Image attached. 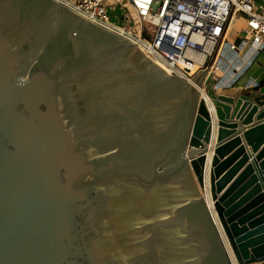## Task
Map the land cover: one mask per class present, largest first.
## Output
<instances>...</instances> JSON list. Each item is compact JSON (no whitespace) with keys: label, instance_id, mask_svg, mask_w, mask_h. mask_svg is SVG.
<instances>
[{"label":"water","instance_id":"1","mask_svg":"<svg viewBox=\"0 0 264 264\" xmlns=\"http://www.w3.org/2000/svg\"><path fill=\"white\" fill-rule=\"evenodd\" d=\"M206 73L0 0V264H264V85Z\"/></svg>","mask_w":264,"mask_h":264},{"label":"built area","instance_id":"2","mask_svg":"<svg viewBox=\"0 0 264 264\" xmlns=\"http://www.w3.org/2000/svg\"><path fill=\"white\" fill-rule=\"evenodd\" d=\"M54 1L136 44L171 77L188 83L207 68L201 93L214 74H220L214 85L232 87L264 50L263 8L255 0H123L114 6L106 0ZM238 17L245 26L232 43Z\"/></svg>","mask_w":264,"mask_h":264},{"label":"crops","instance_id":"3","mask_svg":"<svg viewBox=\"0 0 264 264\" xmlns=\"http://www.w3.org/2000/svg\"><path fill=\"white\" fill-rule=\"evenodd\" d=\"M255 1L257 2L258 5H260L263 8L262 13L264 14V0H255ZM244 26H245V22H244L243 18L238 17V19H236V21L231 26V33L229 34V41L230 42H232V43L238 42L235 33L238 31H241L244 28ZM256 62H257V65L261 68V69L258 68L259 71L257 74H255L253 77L252 76L249 77V79L247 78L245 81L243 80V77L245 76V74H244L242 77H240L232 85V87H228V89H226V91H220V94L233 95V94H236V93L243 91L251 83H256V84L260 83L261 84L262 82H264V50L260 53ZM226 79H227V77H226ZM242 80H243V83H242ZM252 123H256V116H254L252 118ZM238 125H239L238 130H240V128H241L243 131L244 129H247L248 127H250L252 124H244L243 122H241V123H238ZM240 137H242V134L240 135Z\"/></svg>","mask_w":264,"mask_h":264},{"label":"rangeland","instance_id":"4","mask_svg":"<svg viewBox=\"0 0 264 264\" xmlns=\"http://www.w3.org/2000/svg\"><path fill=\"white\" fill-rule=\"evenodd\" d=\"M106 1L109 6L119 5L120 3L123 2V0H106ZM111 18H112V14H111ZM258 68L260 67L257 65V62H255L253 66L245 73L243 80L245 81L247 78L249 79V77L251 76L253 77L255 74H257L259 71ZM243 80H242V83H243Z\"/></svg>","mask_w":264,"mask_h":264},{"label":"bare ground","instance_id":"5","mask_svg":"<svg viewBox=\"0 0 264 264\" xmlns=\"http://www.w3.org/2000/svg\"><path fill=\"white\" fill-rule=\"evenodd\" d=\"M220 75V74H219ZM218 74H214L213 75V79H216V78H218V77H220Z\"/></svg>","mask_w":264,"mask_h":264},{"label":"trees","instance_id":"6","mask_svg":"<svg viewBox=\"0 0 264 264\" xmlns=\"http://www.w3.org/2000/svg\"><path fill=\"white\" fill-rule=\"evenodd\" d=\"M261 85H264V82H262Z\"/></svg>","mask_w":264,"mask_h":264}]
</instances>
